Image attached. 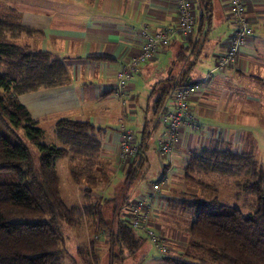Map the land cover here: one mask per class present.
<instances>
[{"label": "crops", "instance_id": "obj_1", "mask_svg": "<svg viewBox=\"0 0 264 264\" xmlns=\"http://www.w3.org/2000/svg\"><path fill=\"white\" fill-rule=\"evenodd\" d=\"M244 1L253 31L241 47L237 61L223 70L212 71L207 83L191 97L190 106L198 128H184L178 135L180 142L169 167V172L174 171L173 177L166 185L170 189L181 178L184 180L179 183L186 185L187 159L196 150L226 147L239 152L242 132L249 121L247 108H242L236 96L239 86L264 83V0ZM190 3L195 19L193 32L186 37L175 35L168 47L132 73L126 87L129 98L122 104L114 96L116 73L140 49L143 27L156 31L177 25L175 0H0V18H8L32 30L25 37L29 49L47 51L67 69L66 83L18 96L31 117L38 120L41 129L47 122L54 127L62 117L89 121L103 129L100 158L105 161L107 180L101 188V200L117 195L119 189L116 187L120 184L124 187L126 174L141 157L144 167L140 174L148 169L150 136L155 139L153 149L156 151L159 135L164 130L159 110L166 97H162V105L158 104L162 92L176 81L187 83L204 79L214 68L216 58L226 50L235 27L229 20L228 1L190 0ZM177 63L184 64L178 72L174 66ZM174 78L175 81L171 80ZM122 122L132 131L142 154L118 165L119 125ZM142 186L141 181L131 183L127 187L129 198L126 200L142 194L145 190ZM158 216L155 212L153 220ZM170 234L167 240L174 248L185 245L187 237L179 236L178 230ZM88 246L90 254L91 241ZM123 256L130 255L124 250ZM64 258L65 254L61 264ZM141 262L159 264L162 257L154 254L149 259L145 252ZM68 264L79 262L75 259Z\"/></svg>", "mask_w": 264, "mask_h": 264}, {"label": "trees", "instance_id": "obj_2", "mask_svg": "<svg viewBox=\"0 0 264 264\" xmlns=\"http://www.w3.org/2000/svg\"><path fill=\"white\" fill-rule=\"evenodd\" d=\"M12 29L26 34L32 31L0 18V264H61L65 250L60 222L75 226L81 209L94 217L96 232L104 231L109 236L114 250L119 251L116 256L121 257L124 250L135 255L145 238L137 236L120 213L128 198L123 188L133 182L144 158L135 161L115 197L92 203V189L99 181L96 175L100 170L103 129L89 121L62 117L53 128L59 145L39 142L43 130L18 96L66 83L67 69L47 51L31 50L27 43L20 46L9 41L5 32ZM175 84L182 85L180 81ZM173 85L162 92L158 104L162 105ZM17 129L38 146L37 165ZM65 156L70 157V178L80 185L87 199L82 208L68 206L59 191L55 165L58 158ZM194 173L241 177L233 184L238 193L250 196L251 202L244 210L216 195L210 199L190 197L184 202L190 213L185 229L189 236L188 253L189 249L203 250L209 260L226 264H264V164L249 153L203 147L186 167L188 182L195 181ZM199 184L205 185L202 181ZM105 206L112 208L110 213L103 211ZM93 243L90 252L97 258ZM169 249L167 255L161 256V264L206 263L201 258L188 259L194 256L186 253L184 246L171 245Z\"/></svg>", "mask_w": 264, "mask_h": 264}, {"label": "rangeland", "instance_id": "obj_3", "mask_svg": "<svg viewBox=\"0 0 264 264\" xmlns=\"http://www.w3.org/2000/svg\"><path fill=\"white\" fill-rule=\"evenodd\" d=\"M5 34L9 41L15 42L20 46L26 44V33L23 30H7ZM174 66L175 71L178 72L184 64L177 63ZM197 66L202 67L203 65L201 66V63H197ZM262 85L252 86L241 84L236 96H238L240 102L242 103V108H247L249 116L248 124L242 132L241 140L239 142L240 145H238L239 152L249 153L253 156V158H256L260 161V163L264 164V83H262ZM53 128L54 127H51L48 122L42 125L43 136L41 140H39L40 143L59 145ZM17 133L20 135L22 142L28 146L31 153L30 155H32L34 162L37 165L39 162L38 153H40L38 146L29 142L23 130L17 129ZM150 140L151 142L147 148V155L149 156L148 162L150 163L148 164V169L145 170L146 174H140L143 170L142 169L135 175V178L138 179L136 182L141 181L143 183L141 188L145 189L144 192L146 191L145 187H148L150 182L160 179L163 175L162 162H160L157 149L156 151L153 149L155 139L153 136H150ZM197 152L198 150L193 152V154L187 159V165L189 162L193 161ZM104 163L105 161L102 160L98 163L100 170H97L96 177L99 178V181L98 185L92 189V203L99 200V195L102 194L101 188H103V185L106 184L105 180H107V173H104L105 170L102 167H105ZM100 164L102 165L100 166ZM69 165H71L69 156L61 157L56 160L55 166L58 174L57 179L59 181V191L68 206L78 205L82 208L83 203L87 202V199L84 197L82 190H80V185L75 184L70 178ZM173 172L174 171L168 173L169 181L173 177ZM193 175L195 176V181H189L186 185L184 184V186H182V182L181 184L179 183L181 180L183 181L184 178H181L177 183L172 184L171 189L166 187L168 184L161 185V190L157 193L156 197H154V204L156 207V211L154 212L159 214V218L154 219L152 224L153 226H157L160 233L168 239L172 236L170 233H174L176 230L180 233L179 236L184 235L187 239H189L185 229L189 222L190 213L186 211L184 202H188L190 197L195 196L196 198L210 199L212 196L216 195L231 205L241 206L244 210H247L248 205H250L251 197L244 193H238V189L235 187V184H233L241 177H238L237 175H217L214 173L206 175L204 173L199 175L194 173ZM196 180H199V183L202 181L206 186L199 184ZM136 182L134 179L132 185L136 184ZM121 187L122 185L120 184L116 188L120 190ZM123 191L125 193L124 195L127 194L128 196V188L124 187ZM120 193H122V190ZM119 201L120 199L118 202ZM111 210V207L107 208V206H105L103 208L105 213H110ZM78 215L79 222L75 226L68 225L63 221L60 222L64 235L63 248L65 250V258L63 264H68V262L74 263L75 259L79 262V264H145L141 262L143 253L147 252L149 259L154 257V254L158 255L157 251L153 249V246L145 239L135 255L125 257L123 255L121 257H118V255L116 256L119 251L114 250L113 244H111L112 242L110 241L109 236L106 235V232L103 231L102 237H95L100 232H96L95 230L94 226H96L97 223L94 217L86 214L84 209H81V212ZM135 231L138 234H142L139 229H136ZM90 241L94 242L95 252L98 253L97 258H95L91 252L90 254L86 253L88 251ZM187 241L188 240H186L184 245L186 253H188ZM168 243L171 247V243L169 241ZM78 247L83 252L79 253L77 251ZM112 250H114V252ZM188 254L190 256H194L187 257L188 259L196 260L201 258V260L206 262L205 264H226L224 262H213L209 260V258H207V254H205L203 250L189 249ZM73 258L75 259L73 260ZM159 264H161V262Z\"/></svg>", "mask_w": 264, "mask_h": 264}, {"label": "built area", "instance_id": "obj_4", "mask_svg": "<svg viewBox=\"0 0 264 264\" xmlns=\"http://www.w3.org/2000/svg\"><path fill=\"white\" fill-rule=\"evenodd\" d=\"M229 20L235 25L231 32L226 50L216 58V64L212 70H209L205 78L195 82L175 84L170 93L165 98V102L159 110L160 121L164 125V130L159 135L157 141V153L162 162L163 175L160 179L150 182L146 191L134 198L127 200L123 205L122 218L127 225L134 230L139 229L143 238L153 246L159 256L167 255L170 252V245L157 226H153V216L156 207L154 197L161 190V185L168 184L170 171V160L175 152V148L180 142V131L184 128L196 130L195 117L191 110V97L204 86L211 77L212 71L223 70L237 61L241 47L247 42L252 24L248 20L246 12V3L244 0H227ZM177 11V25L175 27L165 26L156 31L143 27L140 31V37L143 43L136 53L131 55L116 73L114 96L122 104L129 98L128 83L132 78V73L139 70L140 66L147 60L152 59L162 48L168 47L175 35L184 37L191 34L195 27V19L192 12L190 0H175ZM119 152L117 164L121 165L130 159H136L141 156L142 150L135 143L133 133L125 126V122L119 125ZM103 231L95 237H102Z\"/></svg>", "mask_w": 264, "mask_h": 264}]
</instances>
